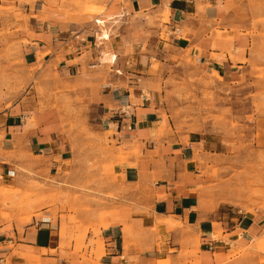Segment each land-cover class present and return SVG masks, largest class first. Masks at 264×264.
Listing matches in <instances>:
<instances>
[{
    "label": "crops",
    "instance_id": "crops-1",
    "mask_svg": "<svg viewBox=\"0 0 264 264\" xmlns=\"http://www.w3.org/2000/svg\"><path fill=\"white\" fill-rule=\"evenodd\" d=\"M38 1L22 58L43 92L0 112V185L12 196L43 190L49 202L59 190L95 191L90 211L104 224L90 261L62 237L67 202H34L28 217L0 191V264H264V216L230 214L212 200L203 169L218 151L199 131L165 120L162 101L164 67L186 55L225 78L251 74L260 37L248 22L250 1L94 0L102 7L91 15ZM60 98L65 108L53 105ZM92 159L98 168L85 173ZM104 163L111 173H101Z\"/></svg>",
    "mask_w": 264,
    "mask_h": 264
},
{
    "label": "rangeland",
    "instance_id": "rangeland-1",
    "mask_svg": "<svg viewBox=\"0 0 264 264\" xmlns=\"http://www.w3.org/2000/svg\"><path fill=\"white\" fill-rule=\"evenodd\" d=\"M93 1L60 0V4L66 9L73 7L79 14L91 15L98 13L102 7L91 4ZM249 1L250 13L253 14L248 22L253 35L260 37L257 49L249 59L251 74L225 78L200 70L186 55L181 62L171 60L164 67L162 101L168 114L164 116L165 120L168 118L171 125L186 132L199 131L218 151L215 159L205 164L203 169V174L208 178L207 189L214 193L212 200L222 204L225 212L230 214L238 211L237 214L242 215L259 213L264 216V0ZM40 6L38 0H3L0 6V112L23 96H32L34 88H37L35 92H43L40 86H34L37 82L34 69L22 58L24 38L30 33L31 20ZM154 66L157 68L158 65ZM56 102L62 108L66 107L63 98L53 101V105ZM49 103L48 100H39L37 105L47 107ZM104 142L98 152L103 157L111 148ZM96 149L93 145L95 152L92 153L95 155ZM97 168L92 159L84 171L95 172ZM77 169L83 171L80 165ZM100 171L105 175L111 173L112 163L102 164ZM60 185L75 190H91V187H83L80 182L64 181ZM40 186L41 189L48 188ZM0 191L4 194V204L11 202L18 208H29L28 213H20L28 217L37 213L33 209L34 202H42L45 206L54 204V201L67 202L70 206L66 210L63 208L58 217L62 237L75 240L74 250L80 252L84 249L83 256L88 254L90 261L93 260L92 256L95 258L96 249L93 250L91 246L97 243L99 227L104 224L99 220V213L90 211V203L98 201L95 191L93 195L82 198L76 193L72 197L61 196L65 193L59 190L57 194L60 197L53 196L50 202L49 193L43 190L40 196L33 197H30L31 192H26L24 196H12L14 192L7 191L1 185ZM106 214H100V219ZM89 235L90 239L87 238ZM261 236L264 237V232ZM64 245L62 243L61 247ZM258 252L263 255L259 260H264V247ZM164 262L168 261L161 263Z\"/></svg>",
    "mask_w": 264,
    "mask_h": 264
}]
</instances>
